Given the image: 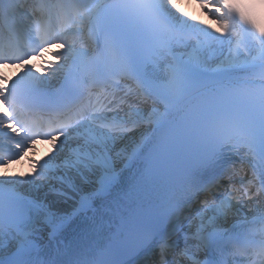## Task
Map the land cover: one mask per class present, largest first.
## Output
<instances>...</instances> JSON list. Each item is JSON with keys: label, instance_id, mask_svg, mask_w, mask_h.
I'll use <instances>...</instances> for the list:
<instances>
[{"label": "snow or ice", "instance_id": "6c2138e0", "mask_svg": "<svg viewBox=\"0 0 264 264\" xmlns=\"http://www.w3.org/2000/svg\"><path fill=\"white\" fill-rule=\"evenodd\" d=\"M0 264H264V0H0Z\"/></svg>", "mask_w": 264, "mask_h": 264}]
</instances>
